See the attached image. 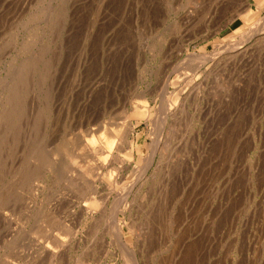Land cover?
<instances>
[{
	"label": "rangeland",
	"instance_id": "obj_1",
	"mask_svg": "<svg viewBox=\"0 0 264 264\" xmlns=\"http://www.w3.org/2000/svg\"><path fill=\"white\" fill-rule=\"evenodd\" d=\"M262 19L264 0H0V264H264Z\"/></svg>",
	"mask_w": 264,
	"mask_h": 264
},
{
	"label": "bare ground",
	"instance_id": "obj_2",
	"mask_svg": "<svg viewBox=\"0 0 264 264\" xmlns=\"http://www.w3.org/2000/svg\"><path fill=\"white\" fill-rule=\"evenodd\" d=\"M10 2V1H9ZM216 2H217V0H216ZM215 4V3H214ZM217 4V3H216ZM213 6V5H212ZM215 6V5H214ZM221 6V5H220ZM216 7V6H215ZM57 10V9H56ZM55 12V11H54ZM57 12V11H56ZM15 13V12H14ZM50 14V13H49ZM51 16V15H50ZM56 16V15H55ZM58 16V15H57ZM57 18V17H56ZM55 18V19H56ZM54 19V20H55ZM58 19V18H57ZM60 20V19H59ZM55 22V21H54ZM255 24V23H254ZM264 19H262L261 20V22L256 26V27H253V30H252V32H250V34L248 35L249 37H251L252 35H253V32L255 31V28L256 29H261V28H263L264 26ZM240 26H242V24L240 25ZM263 26V27H262ZM249 27V26H248ZM247 28V27H246ZM252 28V27H251ZM263 30H264V28H263ZM263 30H262V32H263ZM246 31V30H245ZM248 31V30H247ZM261 32V31H260ZM244 33H246V32H244ZM252 33V34H251ZM255 34H256V32H255ZM251 35V36H250ZM259 35V34H258ZM255 36H257V35H255ZM262 36V35H261ZM33 38V37H32ZM262 38H264V37H262ZM261 45V44H260ZM225 46V45H224ZM258 47V46H257ZM228 49V48H227ZM123 50V49H122ZM25 51H26V49H25ZM34 53V52H33ZM35 53H36V51H35ZM41 53V52H40ZM39 54V53H38ZM37 54V55H38ZM42 54V53H41ZM84 54V53H83ZM33 55H35V54H33ZM37 57V56H36ZM36 57L34 58V59H36ZM81 57V56H80ZM112 57H113V55H112ZM116 57V56H115ZM198 58H199V56H197ZM24 58V57H23ZM82 58V57H81ZM84 59V58H83ZM40 62V61H39ZM38 64V63H37ZM28 65V64H27ZM26 65V66H27ZM29 65H32L31 63L29 64ZM107 65V64H106ZM113 65V64H112ZM33 67V66H32ZM37 71V70H36ZM17 73V72H16ZM32 74V73H31ZM15 78H16V76L15 75H13ZM20 76V75H19ZM22 77V76H21ZM31 78V77H30ZM99 78H101V77H99ZM31 79H33V78H31ZM41 79H43V78H41ZM10 80H12V79H10ZM14 80V79H13ZM16 80V79H15ZM27 81V80H26ZM30 81V80H29ZM43 81V80H42ZM10 83H11V81H10ZM16 83V82H15ZM39 83V82H38ZM101 83V81L99 82L98 80H94V81H92V82H90V85H89V88H88V91H89V93L90 92H92L93 93V91H96L99 87H100V84ZM3 84V83H2ZM12 84V83H11ZM40 84V83H39ZM38 84V85H39ZM73 84H75V83H73ZM24 85V84H23ZM22 85V86H23ZM41 85V84H40ZM1 86V85H0ZM7 86V85H6ZM16 86V85H15ZM75 86V85H74ZM80 86V85H79ZM165 86V85H164ZM10 87V86H9ZM16 87H18V86H16ZM26 87V86H25ZM38 87V86H37ZM33 88V87H32ZM75 88V87H74ZM11 90H14V87H13V89L12 88H10ZM10 89L8 90V92H10ZM29 89H30V87H29ZM175 89H177L176 87H175ZM174 89V90H175ZM3 90V89H2ZM20 89H19V87H18V92H19V95H21L20 93V91H19ZM35 90V89H34ZM71 90V89H70ZM167 90V89H166ZM15 91V90H14ZM14 91H12L11 93H13V94H15V92ZM17 91V90H16ZM25 91V90H24ZM28 91H30V90H28ZM173 91V90H172ZM4 92V91H3ZM7 92V94H9ZM166 92V91H165ZM165 92H163V94L165 93ZM10 93V94H11ZM6 94V95H7ZM88 94V93H87ZM97 94V93H96ZM5 95V94H4ZM91 95V94H90ZM1 96V95H0ZM8 96V95H7ZM7 96H6V98H7ZM86 96V95H85ZM21 96H19V98H20ZM170 97V96H169ZM4 98V97H3ZM13 98H15V97H13ZM17 98H18V96H17ZM18 98V99H19ZM27 98V97H26ZM29 99V98H28ZM166 99H168V98H166ZM4 100V99H3ZM169 100V99H168ZM5 101V100H4ZM48 102V101H47ZM166 102H168V101H166ZM170 102V101H169ZM9 103H10V101H9ZM11 103H15V102H11ZM20 103H21V101H20ZM19 103V104H20ZM178 103V102H177ZM45 104V103H44ZM9 106H10V104H8ZM169 106H168V112H170V109L171 108H173V105H172V103L170 102V104H168ZM15 106V105H14ZM22 106V105H21ZM144 106V105H143ZM165 106V105H164ZM8 107V106H7ZM6 107V108H7ZM138 107V106H137ZM137 107H135V108H137ZM145 107V106H144ZM147 107V106H146ZM175 107V106H174ZM13 108V107H12ZM21 108V107H20ZM22 109H23V107H22ZM164 109H167L166 107H164ZM6 110V109H5ZM8 110H10V109H8ZM12 110V109H11ZM138 110V109H137ZM149 110V109H148ZM148 110L145 108L144 109V114H145V116H146V113H148ZM162 110V109H161ZM173 110V109H172ZM16 111V110H15ZM166 111L167 110H165V111H161L160 113L162 114V116L160 117V115H159V117H157L158 119V125H160V126H163V125H165L164 123H165V119H167V117H168V112L166 113ZM2 112L4 113V110H2ZM164 112V113H163ZM14 113V112H13ZM29 113V112H28ZM18 114H19V112H18ZM14 115H15V113H14ZM13 115V116H14ZM16 115H17V113H16ZM15 115V116H16ZM2 116V115H1ZM8 116V114L5 116V118ZM12 116V117H13ZM126 116V115H125ZM176 116V115H175ZM4 118V117H3ZM40 118V117H39ZM127 118V117H126ZM13 119V118H12ZM11 119V120H12ZM128 119V118H127ZM17 120V119H16ZM5 121V120H4ZM10 121V120H9ZM2 122V121H1ZM108 123V122H107ZM115 123H117L116 121H115ZM104 124V123H103ZM106 124V123H105ZM110 124H111V121H110ZM15 125V124H14ZM116 125V124H115ZM121 124H119V126H120ZM122 125H124V124H122ZM13 126V125H12ZM100 126V125H99ZM106 126H108V125H106ZM117 126H118V124H117ZM129 126H131V125H129ZM6 127V126H5ZM10 127V126H9ZM103 127V126H102ZM123 127V126H122ZM128 127V126H127ZM100 128V127H99ZM98 128V129H99ZM104 128V127H103ZM8 129V128H7ZM92 129V128H91ZM129 129V128H128ZM131 129V128H130ZM116 130V129H115ZM118 130L119 129H117V131L116 132H114V134H112V135H114L115 137H118ZM172 130V129H171ZM6 131V130H5ZM13 131V130H12ZM93 131V130H92ZM100 131V130H99ZM102 131H104V130H101L100 131V135H101V133L102 134H104V132H102ZM105 131H107V130H105ZM121 131V130H120ZM96 132H97V130H96ZM95 132V133H96ZM108 132V131H107ZM158 132H159V130H158ZM90 133V132H89ZM98 133V132H97ZM128 133V132H127ZM2 133H0V135H1ZM17 134V133H16ZM85 134V133H84ZM88 134V133H87ZM121 134V133H120ZM89 135V134H88ZM92 135H94V132L92 133ZM9 136V135H8ZM12 136V135H11ZM14 136V135H13ZM84 136V135H83ZM95 136V135H94ZM2 137V136H1ZM1 137H0V139H1ZM6 137V136H5ZM15 137V136H14ZM16 137H17V135H16ZM15 137V138H16ZM7 138V137H6ZM5 138V139H6ZM84 138V137H83ZM87 138V137H86ZM10 139V138H9ZM170 139V138H169ZM12 140V139H11ZM99 140V139H98ZM15 141H17L16 139H15ZM100 141V140H99ZM102 141V140H101ZM158 141V140H157ZM6 142H7V140H6ZM3 143V142H2ZM17 143V142H16ZM117 143H118V138H117V140H115L114 138H112L111 136H105V139H104V141L103 142H98L93 136L92 137H90L89 139L87 138L86 139V144H85V149L87 150V152L89 153V154H94V153H98V154H103V157H101V159L99 160L98 159V161L100 162V163H97V165L98 164H102L103 163V165H105L106 163H109V162H113L114 161V159L116 158L115 156V150L113 151V148L115 147L116 148V146H117ZM123 143V142H122ZM121 143V144H122ZM6 144V143H5ZM7 145V144H6ZM5 145V146H6ZM0 146H1V144H0ZM4 146V145H3ZM10 146H12V145H10ZM5 148V147H4ZM35 148H36V146H35ZM82 148V147H81ZM98 148V149H97ZM114 148V149H115ZM13 149V148H12ZM32 149H34V148H32ZM83 149V148H82ZM31 150V149H30ZM81 150V149H80ZM12 151V150H11ZM41 151V150H40ZM62 151V150H61ZM83 151V150H82ZM98 151V152H97ZM77 152V151H76ZM81 152V151H80ZM86 152V153H87ZM2 153V152H1ZM13 153V152H12ZM10 154V153H9ZM8 154V155H9ZM89 154H88V156H89ZM85 155V154H84ZM36 156V155H35ZM48 156V155H47ZM67 156V155H66ZM85 157V156H84ZM177 157V156H176ZM37 158V157H36ZM88 158V157H87ZM98 158V157H97ZM166 158V157H165ZM84 159V158H83ZM93 159V161H94V158H92ZM86 160V159H85ZM88 160H89V158H88ZM96 160V159H95ZM83 161V160H82ZM97 161V162H98ZM30 162H31V160H30ZM41 162H43V161H41ZM71 162H74L73 160L71 161ZM35 163V162H34ZM54 163V162H53ZM36 164V163H35ZM47 164V162L45 163V165ZM74 165L76 164V162H74L73 163ZM90 164V163H89ZM96 164V163H95ZM148 164H149V162H148ZM171 164V163H170ZM182 164V163H181ZM24 165H26V163L24 164ZM29 165V164H28ZM38 164H36V166H37ZM43 165V164H42ZM31 166V165H30ZM29 166V167H30ZM33 166V165H32ZM61 166V165H60ZM76 166V165H75ZM89 166V165H88ZM114 166V165H113ZM25 167V166H24ZM29 167H26V168H29ZM96 167V166H95ZM105 167H107V166H105ZM22 168V167H21ZM94 168V167H93ZM113 168V167H112ZM171 168V167H170ZM175 168V167H174ZM75 169V168H74ZM89 169H90V167H89ZM107 169V168H106ZM114 169V168H113ZM147 169V168H146ZM154 169V168H153ZM22 170V169H21ZM57 170V169H56ZM72 170V169H71ZM81 170V169H80ZM93 170H96V169H93ZM98 170H100L99 172H101V169H98ZM97 170V171H98ZM143 170V169H142ZM175 170V169H174ZM30 171V170H29ZM68 171V170H67ZM76 171H78L77 169H75V173H76ZM83 171H85V170H83ZM96 171V172H97ZM107 171V170H106ZM109 171V170H108ZM163 171V170H162ZM20 172V171H19ZM22 172V171H21ZM24 172V171H23ZM28 172V171H27ZM60 172V171H59ZM86 172V171H85ZM89 172H91V171H89ZM175 172V171H174ZM40 173V172H39ZM61 173V172H60ZM64 173H66V172H64ZM84 173V172H83ZM88 173V172H87ZM98 173V172H97ZM96 173V174H97ZM107 173V172H106ZM109 173V172H108ZM112 173H113V171H112ZM172 173V172H171ZM26 174H28V173H26ZM30 174H32V173H30ZM81 174V172L78 174V176ZM29 175V174H28ZM37 175V174H36ZM73 175V174H72ZM71 175V176H72ZM87 175V174H86ZM86 175H85V177H86ZM99 175V174H98ZM102 175V174H101ZM100 175V176H101ZM105 175V174H104ZM27 176V175H26ZM66 176V175H65ZM70 176V177H71ZM93 176V175H92ZM112 176V175H111ZM28 177V176H27ZM26 177V178H27ZM39 177V176H38ZM67 177V176H66ZM69 177V179H71ZM80 177V176H79ZM82 177V176H81ZM84 177V176H83ZM84 177V178H85ZM63 178H65V177H63ZM62 178V179H63ZM68 178V177H67ZM28 179V178H27ZM58 179V178H57ZM68 179V180H69ZM113 179V178H112ZM166 179V178H165ZM36 180V179H35ZM29 181V180H28ZM27 181V182H28ZM112 181V180H111ZM26 182V181H25ZM26 182V183H27ZM30 182V181H29ZM107 182V181H106ZM109 182H110V180H109ZM89 184V183H88ZM91 184V183H90ZM92 185V184H91ZM80 186H82V185H80ZM108 186V185H107ZM113 186H114V184H113ZM92 188H94V186L92 187ZM91 190V189H90ZM130 190V189H129ZM93 192V191H92ZM98 192V191H97ZM91 193V192H90ZM95 193V192H94ZM107 193V192H106ZM111 193V192H110ZM124 193H126V192H124ZM80 194V193H79ZM4 195V194H3ZM2 195V196H3ZM123 196V195H122ZM10 197V196H9ZM31 197V196H30ZM120 198H122V197H120ZM101 199V198H100ZM99 199V200H100ZM123 199H125V198H123ZM120 200V199H119ZM122 200V199H121ZM118 202H120V201H118ZM123 202H124V200H123ZM5 203H6V201H5ZM4 203V204H5ZM126 203V202H125ZM127 204V203H126ZM1 205V204H0ZM96 205V204H95ZM127 206V205H126ZM128 207V206H127ZM86 210V209H85ZM91 210V209H90ZM89 211V210H88ZM154 212V211H153ZM152 212V213H153ZM150 214V213H149ZM47 215V214H46ZM42 217H43V215H42ZM42 217H40V218H42ZM49 217V216H48ZM52 217V216H51ZM47 219H45V221H46ZM49 220H51V219H49ZM50 222V221H49ZM116 222V221H115ZM43 223V222H42ZM57 223V222H56ZM20 224V223H19ZM45 225V224H44ZM42 226V225H41ZM142 226V225H141ZM22 227V226H21ZM44 227V226H43ZM42 227V228H43ZM118 227V226H117ZM144 227V226H143ZM19 228V227H18ZM17 228V229H18ZM23 228V227H22ZM21 228V229H22ZM141 229V228H140ZM144 229H145V227H144ZM47 230V229H46ZM113 230V229H112ZM117 230V229H116ZM16 231V230H15ZM24 231V230H23ZM48 231V230H47ZM95 231V230H94ZM111 231V230H110ZM114 231V230H113ZM113 231H111V232H113ZM144 230H142V232H143ZM17 232V231H16ZM15 233V232H14ZM21 234V233H20ZM27 234V233H26ZM72 234V233H71ZM70 234V235H71ZM114 235H116V234H114ZM27 236V235H26ZM123 236V235H122ZM29 238H31V237H29ZM136 238V237H135ZM26 239H28V238H26ZM57 239V238H56ZM57 241H59L58 239H57ZM29 243V242H28ZM59 243H60V241H59ZM64 243V242H63ZM124 243V242H123ZM62 245V244H61ZM126 246V245H125ZM128 248V247H127ZM204 248V247H203ZM62 250V249H61ZM124 250V249H123ZM126 250V249H125ZM132 250V249H131ZM53 252V251H52ZM52 252H50V253H52ZM125 252V251H124ZM139 253V252H138ZM53 254H55V251H54V253ZM52 254V255H53ZM49 255V254H48ZM125 256H126V254H125ZM56 257V256H55ZM133 258V257H132ZM135 258V257H134ZM129 260V262L131 263V264H136V260L135 259H128Z\"/></svg>",
	"mask_w": 264,
	"mask_h": 264
}]
</instances>
